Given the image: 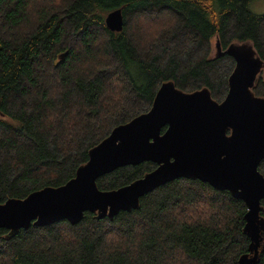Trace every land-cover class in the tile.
Returning a JSON list of instances; mask_svg holds the SVG:
<instances>
[{
	"label": "trees",
	"instance_id": "1",
	"mask_svg": "<svg viewBox=\"0 0 264 264\" xmlns=\"http://www.w3.org/2000/svg\"><path fill=\"white\" fill-rule=\"evenodd\" d=\"M252 1L0 0V203L72 179L114 127L151 108L162 82L222 101L234 62L211 58L210 41L250 42L264 61ZM115 9L119 33L104 23ZM252 90L264 96L262 74ZM154 168L125 166L96 185L114 190ZM246 211L229 192L180 178L111 220L0 229V264H237L250 244Z\"/></svg>",
	"mask_w": 264,
	"mask_h": 264
},
{
	"label": "water",
	"instance_id": "2",
	"mask_svg": "<svg viewBox=\"0 0 264 264\" xmlns=\"http://www.w3.org/2000/svg\"><path fill=\"white\" fill-rule=\"evenodd\" d=\"M104 23L109 31L121 32L122 11L108 12ZM215 47L214 58L234 61L222 101L214 100L206 87L185 92L172 81L162 82L151 108L114 127L89 150L87 162L72 179L0 203V229L14 236L31 226L60 221L75 225L85 213L111 220L121 211L137 210L140 199L155 189L191 179L244 202L243 233L250 244L237 264H256L264 251V176L258 171L264 159V96L252 89L264 61L250 42H233L222 50L216 39ZM145 162L155 168L141 178L114 190L97 188L100 177Z\"/></svg>",
	"mask_w": 264,
	"mask_h": 264
},
{
	"label": "rangeland",
	"instance_id": "3",
	"mask_svg": "<svg viewBox=\"0 0 264 264\" xmlns=\"http://www.w3.org/2000/svg\"><path fill=\"white\" fill-rule=\"evenodd\" d=\"M249 9L254 14H257V15L264 14V0H253L249 5ZM215 42H216L215 38H213L210 41V51L212 52L210 56H213L216 52ZM262 72H263L262 75L264 77V68Z\"/></svg>",
	"mask_w": 264,
	"mask_h": 264
},
{
	"label": "flooded vegetation",
	"instance_id": "4",
	"mask_svg": "<svg viewBox=\"0 0 264 264\" xmlns=\"http://www.w3.org/2000/svg\"><path fill=\"white\" fill-rule=\"evenodd\" d=\"M221 46V45H220ZM226 48V47H225ZM225 48H223L222 46H221V49L222 50H224ZM211 53L212 52H210V55H211ZM216 53V52H215ZM211 58H214L215 57V54L213 55V56H210ZM232 59V58H231ZM234 62V61H233ZM233 70V69H232ZM232 72V71H231ZM260 74H263V72H261ZM230 75V74H229ZM229 77V76H228ZM262 77H263V75H262ZM264 78V77H263ZM228 80V79H227ZM227 91H228V82H227ZM226 94H227V92H226ZM226 94H225V96H226ZM224 96V97H225ZM224 97H223V99H224ZM215 100V99H214ZM219 102V101H218Z\"/></svg>",
	"mask_w": 264,
	"mask_h": 264
}]
</instances>
